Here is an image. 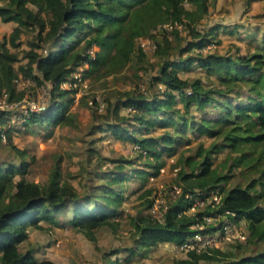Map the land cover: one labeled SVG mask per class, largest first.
<instances>
[{
    "label": "trees",
    "instance_id": "16d2710c",
    "mask_svg": "<svg viewBox=\"0 0 264 264\" xmlns=\"http://www.w3.org/2000/svg\"><path fill=\"white\" fill-rule=\"evenodd\" d=\"M207 5V0L0 3V20L14 22L7 35L0 37V96L4 95L7 101L19 100L25 89L16 86L18 79L48 81L50 85L47 106L41 112L24 116V125L41 121L46 125H72L68 105L76 88L60 84L75 80L72 74L79 65H83L79 78L112 76L122 70L132 55L137 60L144 57L145 51L136 43L137 36L151 33L150 29L160 22L182 23L181 29H171L173 40L164 32H159V36L152 33L155 44L150 52L158 62L148 86L159 83L160 90L146 93L137 87L118 89L114 100L106 98L104 111L97 114L103 122L95 128L138 146L143 158L141 166L118 158L112 168L96 172L100 182L82 193L61 178L57 163L44 182L30 180L24 177L25 151L12 142L10 128L4 129L5 143L20 160L0 164V264H57L49 258L34 257L30 247L19 250L16 244L27 236L28 226L41 227L40 219L57 224V214L67 209L70 214L64 221L90 240L95 239L93 232L97 227L106 225L114 230L122 211V182L136 179L144 185L164 164V156L173 154L180 143H187V130L194 135L220 137V142L213 140L206 146L198 143L193 154L177 153L169 166L176 168L172 181L179 193L163 206L159 218L147 211L130 215L133 243L124 246L127 252L120 259L108 256L119 248L103 251V264H120L134 252L144 255L136 246L147 249L162 240L175 244L197 230L214 229V224L202 229L191 226L204 222V214L231 212L228 216L233 222L244 221L246 241L264 239V31L257 39L252 35L253 48L248 52H202L199 48L219 40L217 30L236 31V24L228 27L214 23L197 28ZM24 29L36 31L27 40L28 47L22 49L25 59L20 62L15 47ZM185 35L189 37L181 44ZM43 43L46 51L41 53L36 48ZM91 47L94 48L90 52ZM172 49L175 57L168 56ZM193 65L203 70L205 78L179 75ZM91 101H95L93 96ZM120 107L129 108L121 113ZM5 118L0 114V123ZM153 127L161 130L151 133ZM226 146L234 154L213 164L212 153ZM89 154H94L93 150H88ZM233 167H238V174L246 179L226 186ZM151 190L145 186L139 194L144 208L152 202ZM210 190L219 194L216 203L186 212L191 200L204 197ZM185 192L191 197H185ZM172 264H264V248L238 254L230 247L190 249L183 256L174 257Z\"/></svg>",
    "mask_w": 264,
    "mask_h": 264
},
{
    "label": "rangeland",
    "instance_id": "374dc122",
    "mask_svg": "<svg viewBox=\"0 0 264 264\" xmlns=\"http://www.w3.org/2000/svg\"><path fill=\"white\" fill-rule=\"evenodd\" d=\"M3 1L0 0V3ZM207 4V12L201 17L197 28L203 29L214 23L224 24L228 27L236 24V31L233 33L228 34L222 30H217L216 37L219 40L216 43L210 42L208 50L223 53L250 51L253 48L252 35L257 39L264 31V0H207ZM13 25L14 22L11 20H0V37L7 35ZM35 31L36 29H24L19 35V43L15 49L18 52L20 62L25 59L22 49L28 47L27 40L34 37ZM170 37L173 40L172 34ZM188 37V35L183 36V39H180L181 44ZM93 48L91 47L90 52ZM36 49L44 53L46 44L43 43ZM150 51H145L144 57L140 60L132 55L122 70L112 76L106 75L97 79L83 77L80 80H75V85L71 84V86L75 87L76 90L73 92L72 101L68 105V110L73 115L72 125H46L41 123L42 121L24 125L20 104L13 109H10L9 106L0 107L2 113L6 112L5 121L0 123V133H3V137L0 135V164L18 163L20 160L17 153L5 143L4 129L8 127L11 130L12 142L25 151L24 158L27 164L24 177L30 180L44 182L50 168L57 163L61 178L67 179L79 193H82L91 189L93 183L100 182L96 172L112 168L113 164L118 162V158H127L124 163L131 160L132 166H141L143 158L139 155V148L136 144L115 139L109 132L95 128V125L103 122L97 114L104 111L106 98L114 100L116 90L135 87L146 93H154L157 89L160 90L162 85L159 83L148 86L149 77L156 72L158 62L157 56L151 54ZM168 56L175 57L176 52L172 49ZM16 64L17 62L14 63V65ZM82 67L83 65H79L73 74H79ZM178 73L180 76L197 75L205 78L203 70L195 65L189 70ZM43 82L36 83L30 79H18L15 84L18 88L23 87L25 89V98L32 97L36 93L39 94L38 98H40L44 88ZM46 83L47 87L50 86L48 81ZM63 86L68 87L70 85L65 81ZM92 96L95 101L88 102ZM42 98H45L44 92ZM126 110H128L127 107L119 108L121 113ZM159 130H161L160 127H153L150 132L157 133ZM185 133L189 138L187 143H180L173 154L164 156L163 169H158L155 175L149 176L144 185H140L136 179L122 182L121 188L124 194L121 202L122 211L118 217L119 224L114 230L106 225L97 227L93 232L96 235L95 239L90 240L82 231L64 222L63 219L70 214L69 210L57 214L58 219L64 223L49 226V228L51 230L50 235L55 239L53 242L58 241V248H63L65 253L75 256L78 263L85 264L103 263L101 253L111 248H119L117 253L124 254L126 252L124 246L133 243L134 233L129 223V216L148 210L140 203L142 200L139 195L141 190L145 186L151 187L152 190L149 195L153 196L152 200H156V209L161 210L163 205L172 200L169 188L173 184L174 173L169 163L172 162L177 153L182 151L184 154H193L198 143L206 146L213 140L220 142V137L213 138L204 134L194 135L188 130ZM88 150H93L94 154L88 155ZM229 154L234 153L229 152L227 146L222 147L216 153H212L213 164H218ZM125 166L128 168L127 165ZM238 169V167H233L226 186L235 182H244L246 177L240 176ZM206 203L197 204L195 209L204 206ZM223 216L224 214H221V217ZM234 224L235 230L245 232L243 221L239 220ZM237 242L239 245L235 246L234 244ZM34 244L35 242L29 241L26 247L32 248ZM223 244L222 246L226 245L235 254H238L263 249L264 239L246 241L245 238L236 237L224 241ZM16 247L19 250L25 248L21 243H17ZM136 250L144 251L146 249L136 246Z\"/></svg>",
    "mask_w": 264,
    "mask_h": 264
},
{
    "label": "built area",
    "instance_id": "2783aa9c",
    "mask_svg": "<svg viewBox=\"0 0 264 264\" xmlns=\"http://www.w3.org/2000/svg\"><path fill=\"white\" fill-rule=\"evenodd\" d=\"M181 29L182 23L180 21L174 20V21H165L160 22L156 24L154 27L150 29L149 34L146 35H139L135 38L136 43L143 51L150 50L154 47V40L152 37V33L158 34L159 32H164L167 36L170 33L171 29ZM210 46V43L205 44L201 48H199L200 51L205 52L208 50ZM76 79L80 80L79 74H72ZM75 80L68 81L66 80L67 84L71 86L75 85ZM65 81L61 82V86H63ZM43 89L40 95V98H38V93H36L34 96L25 98L24 95L19 100H12L7 101L4 97V95L0 96V107L3 106H9L10 109H13L18 104H20L22 107H20L22 118L24 119V116H26L29 112H41L45 109L47 106L49 100H50V93H49V86L47 87V83L43 82ZM45 93V98H42V93ZM47 99V100H46ZM46 100V101H45ZM88 102H91L89 99ZM129 108V107H127ZM1 110V109H0ZM0 114L5 115L6 112H1ZM1 137H3V133H0ZM160 170L163 169V166L159 167ZM175 167L172 168V172L174 173ZM179 187L176 184H171L169 188V194L171 195V198H174L179 193ZM169 195V196H170ZM185 197L190 198V193L185 192L183 194ZM155 199V198H154ZM219 194L215 190H210L207 195L204 197H196L193 200H191L188 208L186 209V212H191L195 209L197 204H201L203 202H207L210 204H214L218 201ZM206 200V201H205ZM156 200H152L150 205L147 207V211L154 215L156 218H159L163 209V206L160 208L161 210H157L156 206ZM221 214H224L223 217H221ZM228 214H231V212L224 211L222 213H217L215 215H208L204 214L202 215V219L204 222H194L191 224L192 227L202 229L207 226V224H214L216 227L212 230H204L200 231L197 230L193 232L191 235L186 236L181 242L175 243L174 247L177 251H181L185 253L187 250H194V251H201V250H207L210 247H222L224 245V241H229L232 239H235L236 237L244 238L245 232L242 230H235L234 222L230 219ZM211 222V223H210Z\"/></svg>",
    "mask_w": 264,
    "mask_h": 264
},
{
    "label": "crops",
    "instance_id": "0c3cea01",
    "mask_svg": "<svg viewBox=\"0 0 264 264\" xmlns=\"http://www.w3.org/2000/svg\"><path fill=\"white\" fill-rule=\"evenodd\" d=\"M170 34L171 33L168 34V37H170ZM56 220H57V224L64 222L67 223L66 221L64 222L62 220L60 221L57 216H56ZM63 220H65V218ZM39 224L41 225V227L28 226L27 236L18 243H21L26 248L29 241L35 242V244L32 246V250L34 257L36 258H44V257L49 258L57 264H85V263H78L77 260H75V256H70V254L65 253L63 248H58L57 246L58 241L53 242L55 239L50 235L51 230L49 226H55L57 224H51L43 219L39 220ZM222 247H227V246L225 245ZM126 252L120 255L116 251L113 252V254H109L108 256L109 258H113L117 256L120 259V257L124 256ZM141 252L144 253V255H140L139 253L134 252L132 253V255L128 260L126 261L120 260V264H172V259L174 257L184 255L183 252L177 251L175 249L174 242L167 240L157 241L154 245L150 246L148 249ZM103 261L105 262L104 259ZM103 263L100 262L97 264H103Z\"/></svg>",
    "mask_w": 264,
    "mask_h": 264
}]
</instances>
